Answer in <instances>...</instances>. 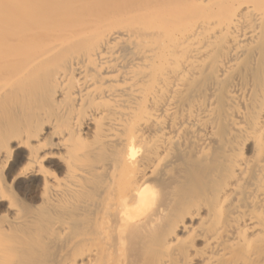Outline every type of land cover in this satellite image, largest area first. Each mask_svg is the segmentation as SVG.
<instances>
[{
	"label": "bare ground",
	"instance_id": "1",
	"mask_svg": "<svg viewBox=\"0 0 264 264\" xmlns=\"http://www.w3.org/2000/svg\"><path fill=\"white\" fill-rule=\"evenodd\" d=\"M11 138L0 264H264V0H0Z\"/></svg>",
	"mask_w": 264,
	"mask_h": 264
},
{
	"label": "rangeland",
	"instance_id": "2",
	"mask_svg": "<svg viewBox=\"0 0 264 264\" xmlns=\"http://www.w3.org/2000/svg\"><path fill=\"white\" fill-rule=\"evenodd\" d=\"M49 132H50L49 126H43V128L41 129L40 134L38 136V140H40V142H42L44 144L42 152H49V151H53V150H54V152L58 151V149H56L52 146H49L48 144L45 145L44 140H46V142L48 141ZM46 134H48V135H46ZM12 140L13 139L11 138L8 141V144H9V147L11 150V154H10L11 156L7 159V162L3 168V171L1 172L2 174L0 173V181L4 182L7 185L8 194L11 197L10 198L11 200L7 198L6 200L1 202L3 204L2 207H6L7 204L9 202H11V205L8 204V206H9V209H8L9 211L7 210L8 213L14 209H18V208L23 207V206H30V205H32V203L38 204L39 198H36L32 201H31V199L28 198V197H30V195L28 193V188L32 184H35V183L37 184V183L41 182L40 181L41 176L39 174H36L34 171L33 172L27 171L24 173L21 172L22 169L27 166L26 162H25L26 161L25 155H26L27 149L24 147V145H19L18 143H16L17 142L16 140H13V141ZM0 146H1V144H0ZM2 154H3V150L0 151V157H2ZM1 160H2V158H0V161ZM48 161H50V162H48ZM41 164L44 168L49 169V170H54V169L58 168L57 170H58L59 176L61 177L63 175V168L61 167V165L60 166L58 165V167H57V164H59V161L57 158H54V157L45 158L42 160ZM49 165H50V167H49ZM50 177H51V175H50ZM30 182H31V184H30ZM6 201H7V203H6ZM19 202H20V204H19ZM14 207H17V208H14ZM2 209H4V208H2ZM7 211L2 210L0 212V216H2L3 219L7 218L8 215L10 216V213L8 214ZM70 220L74 223V220L72 218ZM69 239L71 241L78 240L79 236L77 237V234H73V232H71Z\"/></svg>",
	"mask_w": 264,
	"mask_h": 264
}]
</instances>
